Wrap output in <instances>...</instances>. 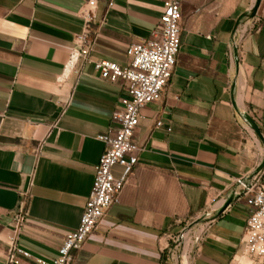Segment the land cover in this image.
Listing matches in <instances>:
<instances>
[{"label":"crops","instance_id":"crops-1","mask_svg":"<svg viewBox=\"0 0 264 264\" xmlns=\"http://www.w3.org/2000/svg\"><path fill=\"white\" fill-rule=\"evenodd\" d=\"M87 2L0 0V264L16 230L34 257L52 259L78 228L105 149L97 136L123 110L122 84L94 62L128 65L127 48L154 35L165 0H97L89 59L60 81ZM255 2L181 0L177 64L162 99L141 110L135 172L74 264H174L191 224L200 235L189 264H232L243 252L250 208L236 192L264 176V0L251 16Z\"/></svg>","mask_w":264,"mask_h":264},{"label":"built area","instance_id":"built-area-1","mask_svg":"<svg viewBox=\"0 0 264 264\" xmlns=\"http://www.w3.org/2000/svg\"><path fill=\"white\" fill-rule=\"evenodd\" d=\"M96 5L97 0H88L86 7L80 11L81 17L85 20V29L77 36L69 52L64 72L59 77L60 81L72 73L79 74V63L89 59L94 43L90 27ZM181 20V0H165L164 10L154 35L138 40L127 48L130 59L128 65L122 66L108 60L94 62L102 78L122 84L123 110L114 113L119 126L112 130V134L97 136L105 143V149L95 166L93 186L80 224L77 229L65 235L57 256L52 259L34 257L29 250L19 244V230H16V234L7 240L6 256L9 264H25V260L30 259L36 264H74L75 252L97 230L106 210L119 202L124 188L135 172L139 154L144 149L136 138L141 110L144 106L162 99L173 77L182 45ZM156 126L161 128L164 122L160 120ZM168 130L171 131L172 127H168ZM117 165L122 167L120 176H116L113 171ZM236 199H245L250 208L243 234V252L264 256V176L255 175L248 181H240ZM20 219H23V216Z\"/></svg>","mask_w":264,"mask_h":264},{"label":"rangeland","instance_id":"rangeland-1","mask_svg":"<svg viewBox=\"0 0 264 264\" xmlns=\"http://www.w3.org/2000/svg\"><path fill=\"white\" fill-rule=\"evenodd\" d=\"M193 227L194 224H191L178 234L174 242V252L173 254L171 253V256L173 255L174 258L172 259L174 264H186V261H188L189 264L192 255L191 250L193 249L196 239L200 235V231ZM232 264H264V256H256L242 252Z\"/></svg>","mask_w":264,"mask_h":264},{"label":"water","instance_id":"water-1","mask_svg":"<svg viewBox=\"0 0 264 264\" xmlns=\"http://www.w3.org/2000/svg\"><path fill=\"white\" fill-rule=\"evenodd\" d=\"M262 0H256L253 8H252V12H251V16L256 15L258 8L260 7ZM248 14H244L243 16H241L237 22V26L239 25L241 19L243 17H245ZM246 120L250 123V125L254 128V130L259 134V136L263 137L262 131L260 126L258 125V123L248 114L245 115ZM264 169V161L262 162V164L257 168L258 171H262ZM233 196L231 198H229L225 204V208H227L233 201ZM224 208V209H225Z\"/></svg>","mask_w":264,"mask_h":264},{"label":"bare ground","instance_id":"bare-ground-1","mask_svg":"<svg viewBox=\"0 0 264 264\" xmlns=\"http://www.w3.org/2000/svg\"><path fill=\"white\" fill-rule=\"evenodd\" d=\"M187 254V253H186ZM188 259V258H187ZM190 262V261H189ZM184 263H185V261H184ZM186 264H188V261H186Z\"/></svg>","mask_w":264,"mask_h":264}]
</instances>
